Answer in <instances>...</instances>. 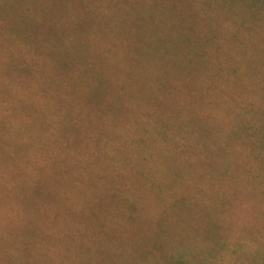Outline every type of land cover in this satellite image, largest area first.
I'll return each instance as SVG.
<instances>
[{"label":"trees","instance_id":"trees-1","mask_svg":"<svg viewBox=\"0 0 264 264\" xmlns=\"http://www.w3.org/2000/svg\"><path fill=\"white\" fill-rule=\"evenodd\" d=\"M262 59L264 0H0V264H264Z\"/></svg>","mask_w":264,"mask_h":264},{"label":"rangeland","instance_id":"rangeland-1","mask_svg":"<svg viewBox=\"0 0 264 264\" xmlns=\"http://www.w3.org/2000/svg\"><path fill=\"white\" fill-rule=\"evenodd\" d=\"M243 48H246V46L244 45ZM162 61H164L165 64L173 65L170 71H174L175 65L177 66V63L180 64L183 63L185 65L189 64L190 66L194 64L196 68H200L203 63L205 64V60H162ZM158 66H160V64ZM223 66H224V70L227 71V74L240 76L243 81L245 80V84L249 85V88H253V86L256 85V89L258 90V92L264 94V59L223 60ZM29 72L30 75L35 74L34 71H29ZM210 72L211 71H209L208 73ZM160 73L162 74H159L158 76L164 75L165 73H169V71L167 69H164ZM216 73L219 72L216 71ZM117 74H121L120 71L117 72ZM248 80H250V82H248ZM12 203H14V201H11V199L7 201V204H12Z\"/></svg>","mask_w":264,"mask_h":264}]
</instances>
